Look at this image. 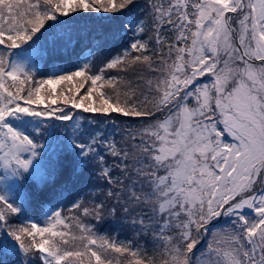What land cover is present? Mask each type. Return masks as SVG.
I'll return each mask as SVG.
<instances>
[{
  "label": "snow or ice",
  "instance_id": "6c2138e0",
  "mask_svg": "<svg viewBox=\"0 0 264 264\" xmlns=\"http://www.w3.org/2000/svg\"><path fill=\"white\" fill-rule=\"evenodd\" d=\"M0 264H264V0H0Z\"/></svg>",
  "mask_w": 264,
  "mask_h": 264
},
{
  "label": "trees",
  "instance_id": "16d2710c",
  "mask_svg": "<svg viewBox=\"0 0 264 264\" xmlns=\"http://www.w3.org/2000/svg\"><path fill=\"white\" fill-rule=\"evenodd\" d=\"M141 3H143V0H140ZM58 89L60 86H57ZM83 92V90H82ZM143 98V97H142ZM116 115V114H114ZM140 123V118H134V117H122L119 115H116V123L115 125H112L109 127V131L114 132L116 141H121L122 136L126 132L134 131L138 128ZM113 224H115V221H112ZM116 231H119L120 238L123 239L126 235L127 230L126 229H120L117 228ZM147 239H151V237H148ZM150 247V245H149Z\"/></svg>",
  "mask_w": 264,
  "mask_h": 264
},
{
  "label": "rangeland",
  "instance_id": "374dc122",
  "mask_svg": "<svg viewBox=\"0 0 264 264\" xmlns=\"http://www.w3.org/2000/svg\"><path fill=\"white\" fill-rule=\"evenodd\" d=\"M143 99V98H142Z\"/></svg>",
  "mask_w": 264,
  "mask_h": 264
}]
</instances>
